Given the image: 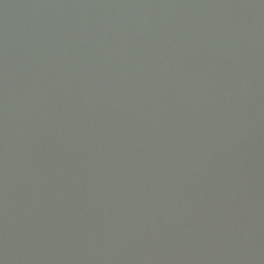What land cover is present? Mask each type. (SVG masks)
Returning <instances> with one entry per match:
<instances>
[{"label":"water","instance_id":"water-1","mask_svg":"<svg viewBox=\"0 0 264 264\" xmlns=\"http://www.w3.org/2000/svg\"><path fill=\"white\" fill-rule=\"evenodd\" d=\"M0 264H264V0H0Z\"/></svg>","mask_w":264,"mask_h":264}]
</instances>
